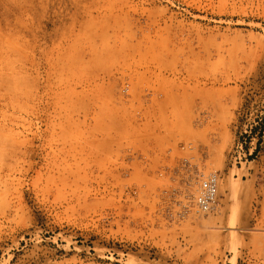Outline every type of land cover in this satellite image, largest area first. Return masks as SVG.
Here are the masks:
<instances>
[{"label": "rangeland", "instance_id": "rangeland-1", "mask_svg": "<svg viewBox=\"0 0 264 264\" xmlns=\"http://www.w3.org/2000/svg\"><path fill=\"white\" fill-rule=\"evenodd\" d=\"M0 264H264V0H0Z\"/></svg>", "mask_w": 264, "mask_h": 264}, {"label": "built area", "instance_id": "built-area-1", "mask_svg": "<svg viewBox=\"0 0 264 264\" xmlns=\"http://www.w3.org/2000/svg\"><path fill=\"white\" fill-rule=\"evenodd\" d=\"M179 169L183 172L181 183L173 189V194L180 193L181 187L192 189L191 202L197 212L208 214L217 209L219 175L216 171L205 170L193 158H182ZM171 169V178L177 177ZM185 189V188H184ZM183 189V190H184Z\"/></svg>", "mask_w": 264, "mask_h": 264}]
</instances>
